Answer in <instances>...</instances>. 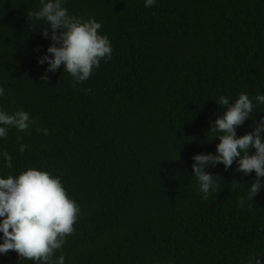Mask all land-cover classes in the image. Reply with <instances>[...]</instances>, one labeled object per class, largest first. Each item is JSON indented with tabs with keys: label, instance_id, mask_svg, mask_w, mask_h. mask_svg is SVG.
<instances>
[{
	"label": "trees",
	"instance_id": "trees-1",
	"mask_svg": "<svg viewBox=\"0 0 264 264\" xmlns=\"http://www.w3.org/2000/svg\"><path fill=\"white\" fill-rule=\"evenodd\" d=\"M64 6L98 21L113 49L82 83L63 65L46 73L37 62L52 43L44 25L29 26L39 0H0V108L30 116L26 130L9 127L0 139V176L37 168L60 177L80 212L56 256L65 264H246L255 254L264 264V189L247 199L255 173L237 172L235 162L209 166L216 189L204 199L191 159L216 151L209 130L224 109L215 99L264 94V0ZM261 116L257 105L237 136ZM0 264L32 262L9 251Z\"/></svg>",
	"mask_w": 264,
	"mask_h": 264
},
{
	"label": "clouds",
	"instance_id": "clouds-1",
	"mask_svg": "<svg viewBox=\"0 0 264 264\" xmlns=\"http://www.w3.org/2000/svg\"><path fill=\"white\" fill-rule=\"evenodd\" d=\"M156 2L144 0V6L150 8ZM39 4L37 10L27 14L29 26L35 30L44 25L41 35L52 43L37 57V62L47 65L46 73H55L63 65L76 83L88 80L101 60L110 59L113 52L108 36L99 32L101 24L94 18L71 15L64 6L65 0H39ZM4 95L5 89L0 87V97ZM215 101L224 110L209 131L215 133L213 138L219 142L215 153L201 152L191 157L192 173L202 198L207 199L216 189L217 177L206 169L217 164L228 169L235 162L237 172L255 173L248 184L247 199L252 201L264 189V116L254 119L252 131L244 135L237 136L236 129L252 117L257 105H264V94L250 98L247 93H240L234 101L221 95ZM29 120L26 111L9 114L0 108V139L7 136L9 127L26 130ZM79 212L80 206L69 197L60 177L48 171L28 168L17 176H0V255L15 251L20 259L32 264H65V257H57L56 252L74 232ZM261 258L251 254L246 264H261Z\"/></svg>",
	"mask_w": 264,
	"mask_h": 264
}]
</instances>
